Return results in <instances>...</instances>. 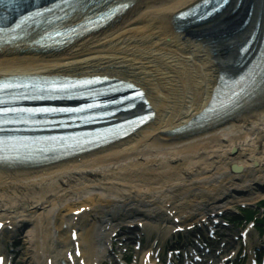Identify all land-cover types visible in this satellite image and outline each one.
I'll return each instance as SVG.
<instances>
[{
	"label": "bare ground",
	"instance_id": "bare-ground-1",
	"mask_svg": "<svg viewBox=\"0 0 264 264\" xmlns=\"http://www.w3.org/2000/svg\"><path fill=\"white\" fill-rule=\"evenodd\" d=\"M24 1L22 7L35 1L44 8L55 0ZM68 1L61 22L47 23L53 15L45 14L44 22L36 19L38 28L9 43L0 41V79L98 76L119 84L115 93L128 87L134 98L110 110H124L116 116L119 121L136 116L138 121L116 131L98 124L99 132L109 131L99 136L108 137L84 153L45 163L0 164L3 264L13 253L23 255V264H101L111 255L113 233L131 223L141 233L126 232V240L146 239L140 241L135 264H157L156 239L159 248L167 238L185 234L193 237L183 243L206 241L208 216L233 204L261 203L264 0H230L206 21L178 16L202 0ZM121 3L126 6L90 29L91 19ZM13 15L8 11L4 18ZM62 27L73 30L64 44L63 38L45 35L47 30L65 33ZM241 74L249 77L247 94L233 105L235 88L223 84V76ZM134 125L139 127L118 139ZM180 228L185 232L178 233ZM15 238L22 248L9 251ZM247 247L252 249V243ZM250 253L249 264H254L255 253Z\"/></svg>",
	"mask_w": 264,
	"mask_h": 264
},
{
	"label": "rangeland",
	"instance_id": "rangeland-1",
	"mask_svg": "<svg viewBox=\"0 0 264 264\" xmlns=\"http://www.w3.org/2000/svg\"><path fill=\"white\" fill-rule=\"evenodd\" d=\"M260 202L261 203L259 204L251 205V206L233 204L232 208H230L226 212H223L221 210V212L218 215L212 214L208 216V219H206V221L203 222L206 225H210V224L220 225L218 226L216 233L213 234L217 237L215 238L217 241H215V243H211L209 247H207L205 244L203 245L205 250L210 251L211 254L214 256L211 258V261H210L212 262L215 259V261L212 264H221V263L222 264H249V258L251 255L250 253L251 248L247 247V244L249 243H252L253 245L252 251L254 250L257 251L255 252L257 264H260L262 262L260 250H258L257 247H260V245H264V219H262L261 221V216L259 218L256 217L257 219L256 222L258 223L255 224V223L246 222L245 217L237 216L238 211L241 208L253 210L252 212H258L259 215L262 214L263 211L259 210L258 208H260V206L264 204V200ZM126 221L129 222L128 220ZM127 222H123L124 225ZM123 227H124V230L122 232H115L113 233V236H111L112 242L109 245L111 255L105 258L102 264H118V263L121 264V259L124 256L127 258L130 257L132 259V264H135L137 254L141 252L140 250L141 243L139 241V238H138V241L133 240L129 242L128 240H126L125 233L128 232V233H131V235L135 234L138 236V233H141V229H140V226L135 225V223L126 224V226H123ZM248 229H250L249 232L251 235L246 236L245 232L246 231L248 232ZM222 232H224L223 233L224 236L220 235L222 234ZM141 240L142 242H146V239H141ZM153 241H154V237L150 238V241L148 240V243L150 244ZM178 242L183 243L182 240H179ZM148 243H143V244H148ZM171 243L175 244L176 239L175 238L172 239V237L171 239L170 237L167 238V240L163 244H161L160 248L158 247L159 244H158L157 239L153 242V244L155 245V250L157 251V253L161 254L160 255L161 260L162 258L167 260L169 253L172 254L173 251L171 250H174L173 247H176V246H173ZM14 245H15L14 247L13 245L11 246V242H9V248L13 251H19L22 248L21 243L16 244L15 242ZM236 248L239 249V253L237 255L232 256L234 252L236 251ZM13 256L15 257L14 264L24 263L23 255L15 254Z\"/></svg>",
	"mask_w": 264,
	"mask_h": 264
}]
</instances>
